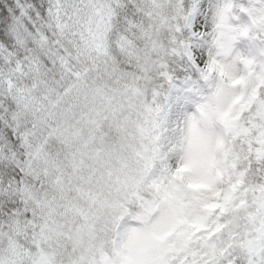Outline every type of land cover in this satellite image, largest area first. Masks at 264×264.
I'll return each mask as SVG.
<instances>
[{
	"label": "snow or ice",
	"instance_id": "6c2138e0",
	"mask_svg": "<svg viewBox=\"0 0 264 264\" xmlns=\"http://www.w3.org/2000/svg\"><path fill=\"white\" fill-rule=\"evenodd\" d=\"M0 264H264V0H0Z\"/></svg>",
	"mask_w": 264,
	"mask_h": 264
}]
</instances>
